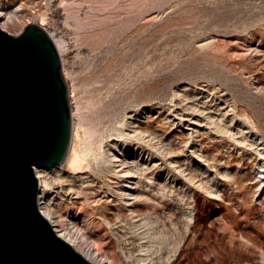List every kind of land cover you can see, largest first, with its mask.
Returning a JSON list of instances; mask_svg holds the SVG:
<instances>
[{
    "label": "rangeland",
    "instance_id": "374dc122",
    "mask_svg": "<svg viewBox=\"0 0 264 264\" xmlns=\"http://www.w3.org/2000/svg\"><path fill=\"white\" fill-rule=\"evenodd\" d=\"M0 8L15 21L5 30L35 22L59 52L67 154L74 148L81 167H68L66 155L35 172L65 225L108 264H264L254 153L208 123L196 145L180 121L191 103L205 115L203 103L228 104L237 114L226 117L228 130L240 139L247 118L264 141V0H0ZM109 150L135 151L145 165L132 207L118 198Z\"/></svg>",
    "mask_w": 264,
    "mask_h": 264
},
{
    "label": "water",
    "instance_id": "95a60500",
    "mask_svg": "<svg viewBox=\"0 0 264 264\" xmlns=\"http://www.w3.org/2000/svg\"><path fill=\"white\" fill-rule=\"evenodd\" d=\"M71 111L58 49L28 22L0 28V264H91L39 212L34 167L60 165Z\"/></svg>",
    "mask_w": 264,
    "mask_h": 264
},
{
    "label": "bare ground",
    "instance_id": "6f19581e",
    "mask_svg": "<svg viewBox=\"0 0 264 264\" xmlns=\"http://www.w3.org/2000/svg\"><path fill=\"white\" fill-rule=\"evenodd\" d=\"M10 23H15V21L13 20V17L10 16V14L5 9L0 8V28L5 30L4 27L7 24H10ZM5 31H7V30H5ZM8 33H10V32H8ZM258 56H259L260 60H263L264 59V51L259 53ZM202 88H203V86H202ZM255 88L258 89L259 86L256 85ZM205 97H207V96L205 95ZM199 99L200 98H198V100ZM203 99H202V101H203ZM205 99H207V98H205ZM193 101L195 102V100H193ZM214 101H215V99H214ZM180 102L181 101L178 102L179 106L177 108V110L179 109V112L184 109L183 108L184 105L183 104L180 105ZM203 102H205V100ZM212 103H213V100H212ZM191 104H190V106H191ZM199 104H200V101H199ZM197 105H198V103H197ZM170 106H172V105H170ZM170 106L168 108H171ZM173 106H174V104H173ZM190 106H188L190 108V111H189V109H187V113L184 114V113L180 112V114H182V115H180L181 116L180 117V121L181 122H185V123H187V125H189L188 127H186V126L185 127L188 128L190 132H192L190 135L193 137L194 143L196 145L201 146L200 142H201V140L203 138V136H201V134L204 133L203 132L204 130L203 131H200V130H201V128L204 129V126H206L207 123H208L207 124L208 125L207 128L213 135H218V133H220L221 131H224V133L227 132L226 134H228L229 137L231 136L230 138L232 140H234V142L238 145L237 148L241 147L240 149H249L250 151H252L254 153V155L256 157V159H255L256 161L253 162V164H255V166L257 167V173H258L257 182H259L258 183V187H257V192H258V194H260V192L263 191V195H264V141L262 139V136H260L257 133V131L255 130L253 123L250 120H248L247 118H243V119L240 118L241 120H244L243 123H245V126L247 128H245L246 130H243V129L240 130L241 138L239 139V136L236 137V134L232 133L230 131L231 129L228 130V128H231L230 127L231 126V122H230V120L227 122V118L226 117L227 116H231V114H232L233 117L237 116V114H235V110H234L233 107H231L229 105V108H227L228 107V104H227V106L224 105L223 107H220L221 105H219V106L217 105V106L212 108V107H210V104H209V106H206V104L203 103L201 105V107L202 108H206V109L208 108V111L206 110L207 111L206 112L207 115H205L204 113L203 114L200 113L202 111V109H201V111L199 110L200 112H198V110L196 111V110L193 109L194 107L197 108V106H194V107L192 106L193 107L192 109H191ZM169 110L171 111V109H169ZM204 112H205V110H204ZM175 113H177V111ZM214 115H216V117H214ZM183 117H186V118H183ZM233 117H230V119L232 120ZM134 122H135V120H134ZM227 123H229V124L227 125ZM181 124H182V126L184 125L183 123H181ZM135 126H137V127H133V128L131 127V129H133L135 131V133H136V132L139 131L138 123H137V125L135 124ZM232 130L234 131V129H232ZM134 131H132V132H134ZM236 131H239V130L236 129ZM221 133L224 134L223 132H221ZM228 135H226V136H228ZM76 149H77V147H76ZM73 150L74 151H72L69 155L67 154L68 155L67 164H68V167L73 168L74 170L76 169L75 171L78 172V169L81 167L80 166L81 158L78 155V153L75 151L74 148H73ZM199 150L200 149H197L198 155L200 156L199 160L203 161V158H202V156L200 154L201 152ZM109 152H110V150H109ZM104 153H106V152H104ZM107 155H111V157H110L111 158L110 159L111 162L110 161L109 162L111 163V165L113 167L112 173L114 172V177H116V179H117V180L115 179L116 181L113 183L115 185V187L117 188V190H116V191H118L117 194L120 195V196H118V195L117 196L121 200L122 204L124 206H126V208L132 207L135 203L139 202L142 199V196H143L142 193H141V177L139 175L140 173L139 174L137 173V170H139V168H140L139 166L142 167V166H145V165L142 164L143 162L140 163L138 161L137 157L139 155L138 154L136 155L135 151L130 153L129 155H127L125 152L124 153L120 152V154H119L117 152V150H114V151H111L110 153H107ZM195 157H198V156H195ZM205 158H207V157H205ZM207 159H204V160H206V162H207ZM169 162L170 161H168V163ZM207 163H206V165H207ZM208 164H210V163H208ZM171 165L172 164H170V166ZM173 166L175 167L174 164H173ZM35 168H49V167H37V166L34 167V174H35V176L38 179V177L41 176V175H40L39 172L38 173L35 172ZM140 170H141V168H140ZM77 175L79 177H81V174H77ZM254 178H256V177H253V179ZM45 183H46V181H45ZM43 186H44L43 181L39 180V190H38V193H37V207H38L39 212L48 220V222L50 223V225H51L53 231L55 232V234L58 237H60L61 239H63L64 241H66L68 244H70L78 253H80L91 264H108L109 262H111L112 258L103 257V256H101L99 254L98 250H96L95 247H94V244H95L94 241L89 240L86 235H83L81 232H78V230L76 228H74L73 226H68V225L64 224L65 223L64 217L61 216L59 213H55L53 211V208L50 205L49 200L46 198V196H45V194L43 192V190H44V189H42ZM68 186H69L68 188H70V185H68ZM256 186L257 185L255 184V187ZM66 189H67V186H66ZM71 194H72V192H71ZM209 195H210V193H209ZM261 197H262V195H261ZM261 204H262V202H261ZM256 219L259 220V218H256ZM257 223L261 224L262 222L259 221ZM248 234H249V232H248ZM248 239L250 240V238H248Z\"/></svg>",
    "mask_w": 264,
    "mask_h": 264
}]
</instances>
